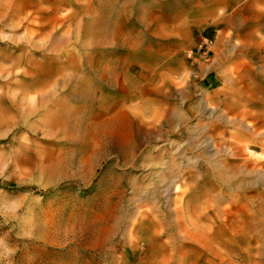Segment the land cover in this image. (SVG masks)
I'll return each mask as SVG.
<instances>
[{
    "label": "rangeland",
    "instance_id": "374dc122",
    "mask_svg": "<svg viewBox=\"0 0 264 264\" xmlns=\"http://www.w3.org/2000/svg\"><path fill=\"white\" fill-rule=\"evenodd\" d=\"M214 1L0 0V264H264V0L204 82Z\"/></svg>",
    "mask_w": 264,
    "mask_h": 264
},
{
    "label": "crops",
    "instance_id": "0c3cea01",
    "mask_svg": "<svg viewBox=\"0 0 264 264\" xmlns=\"http://www.w3.org/2000/svg\"><path fill=\"white\" fill-rule=\"evenodd\" d=\"M216 8L223 10V14L219 15L218 12L213 11V13H204L202 15H191L188 13L184 23L189 26L190 30L193 32L191 47L196 49L200 38L202 37L203 32L206 30L213 29V23H219L222 25V31L227 32L229 29V25L232 24V0H215L213 6ZM239 7L240 12L244 15V22L248 24L250 20L247 18L248 9L253 7L252 0H241V2L236 4ZM172 20H180L182 18L181 15L177 17H171ZM264 26V24H262ZM264 28V27H263ZM247 30V29H245ZM232 47L230 48L228 43H223L222 40L217 41L214 46L212 47L211 52L209 53L210 56V64H206L209 68L205 67V64L200 61L201 59H195L194 62L198 63L196 65L195 71L198 74H202L204 82H213L218 79V74L221 73L222 67L225 64H230V59L233 61L232 54ZM253 62L252 58L250 60ZM263 108V106H262ZM263 111V110H262ZM264 112V111H263ZM263 115V113H262Z\"/></svg>",
    "mask_w": 264,
    "mask_h": 264
},
{
    "label": "built area",
    "instance_id": "2783aa9c",
    "mask_svg": "<svg viewBox=\"0 0 264 264\" xmlns=\"http://www.w3.org/2000/svg\"><path fill=\"white\" fill-rule=\"evenodd\" d=\"M212 37L209 35H203L195 49V53L201 57L206 58L209 54V49L213 45Z\"/></svg>",
    "mask_w": 264,
    "mask_h": 264
}]
</instances>
